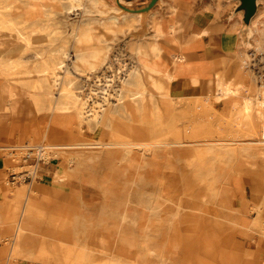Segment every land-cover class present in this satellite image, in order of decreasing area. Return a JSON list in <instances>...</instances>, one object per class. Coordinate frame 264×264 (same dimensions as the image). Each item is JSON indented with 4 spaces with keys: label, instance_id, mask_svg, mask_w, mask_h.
<instances>
[{
    "label": "bare ground",
    "instance_id": "obj_1",
    "mask_svg": "<svg viewBox=\"0 0 264 264\" xmlns=\"http://www.w3.org/2000/svg\"><path fill=\"white\" fill-rule=\"evenodd\" d=\"M84 2H87L86 6ZM83 7L89 15L102 16L98 20L104 25L114 24L129 16L132 19L140 17V14L110 6L105 0H0V15L12 9L18 11L14 24L3 20V17L0 19V29L4 34L15 30L21 38L24 33L16 25L25 24L33 30L32 38L28 40V49L39 48L38 41L47 43L51 40L50 56L42 69L37 71V76L31 71L22 70L23 62L18 52L24 49L25 44L19 39L15 46L6 45L0 50V118L11 117L13 114L21 118L27 114H38L43 122V137L40 140H18L15 144L0 145V151L7 155L6 167H22L20 159L14 155H21L24 151L28 153L29 148L43 159L41 172L46 170L49 173L50 166L55 165V160L51 161L52 157L64 152L69 155L67 166L62 165L54 171V183L75 179L94 181L96 173L93 175L89 168L95 164L102 165L112 176L111 179L119 178L141 188H136L134 192H127L125 189L119 191L109 186L112 182L110 179H102L100 188L103 201L95 206V218L73 216L65 219L76 232L95 233L115 227L122 230L140 229L165 221L169 229L175 232V241L169 244L172 245L167 254L157 253L160 264H174L175 253H181L185 262H189L191 256L209 257L208 236L201 239L198 243L200 249L196 251V241L190 230L212 234L216 250L217 247L220 248L212 258L224 264H238L241 257L237 253H230V241L225 240L228 233L249 235L258 229L256 231L261 230L264 235V205L253 207L252 211L257 216L248 220L244 217L245 209L239 208L233 195L236 187L242 185L241 173L243 177L255 176V164L258 161L264 163V82L258 86L259 94L255 98L236 103L231 108L230 118L218 114L209 99L196 97L189 99L190 106L195 105L191 110L185 111L182 107L179 109L181 114L189 112L186 114L191 115L188 120L181 122V118L175 116L171 109H178L177 105L188 99H172L168 91H164L162 98L166 103L165 108L172 113L169 128L172 127L173 132L168 138L149 136L145 132L142 115L148 103L155 100V96L144 86V81L147 78L162 92L159 75L144 73L132 64V68L129 67L131 69L123 67L124 65L115 66L114 61L117 60L107 57L108 45L92 48L88 46L84 49L85 42L93 39L91 19L89 22L83 21L77 29L73 26L76 43L71 49L64 45L66 39H61V44L57 43L61 38L59 35L55 36L59 32L58 27L53 30L48 28L47 21L53 17L57 18V24L61 28L66 26L68 19H72L71 15ZM261 35L264 38V29ZM11 36L8 35L9 38ZM54 44L56 46L52 48ZM44 51L40 53L41 56ZM12 52L14 56L10 57ZM67 72L81 82L78 94L73 89L76 82L69 78ZM125 86L130 89L127 94L124 92ZM232 93L235 92L225 88L222 95ZM9 101L11 105H8ZM21 102L35 105L21 106ZM153 110L160 113L162 107L155 106ZM55 114L67 115L73 119L72 127L62 132L61 136H55L51 130L50 118ZM194 115L206 126L196 125ZM210 118H219L221 121L212 127V124L207 122V125L204 121ZM84 126L95 134L92 140H82L75 135L76 127L84 131ZM14 151L17 153L14 154ZM159 151L165 152L169 163L173 160L187 166L194 180L191 184H183L180 175L171 172L176 177L173 179L179 180L173 181L171 195L165 192L164 203L146 199L143 189L145 181L157 176ZM40 182L36 180L33 190L28 193L25 192V185L11 189L4 186L9 196H2L0 200V227L5 229L0 230V243H12L6 264L13 257L47 259L57 254L64 264H100L94 262L92 249L85 252V242L75 244L63 255V247L59 245L62 244V238L56 239L57 233L46 236L52 242L51 249L43 244L37 250L33 248L34 238L40 228L37 212L42 206L61 207L67 209V213L71 211L73 215L77 213L74 204L66 202V192L62 188L56 185L42 186ZM192 185H203L197 188L198 197L183 196L190 192L194 187ZM3 209H6L5 217L1 213ZM164 211L168 214L165 220L160 217ZM177 219L190 232L185 230L182 242L179 241ZM8 232L12 233L9 237L6 236ZM124 240H127L126 236ZM97 246L107 254L106 239ZM2 254H5V247L0 248V255ZM148 255L146 251L131 263H125L113 255L116 258H109L102 264H140ZM247 264H261V256L257 255L256 261L249 258Z\"/></svg>",
    "mask_w": 264,
    "mask_h": 264
},
{
    "label": "rangeland",
    "instance_id": "obj_2",
    "mask_svg": "<svg viewBox=\"0 0 264 264\" xmlns=\"http://www.w3.org/2000/svg\"><path fill=\"white\" fill-rule=\"evenodd\" d=\"M260 5H259V14L257 16V22H255V26L253 27L254 29L252 31H248L244 34V39L247 42H250L248 47L249 51L246 54V71L249 75V79L251 82L253 81L255 85V97L257 96L258 92V86L264 82V38L261 35L263 28V23H264V0H259ZM113 5L118 7L117 3H114ZM20 4L19 2H17ZM87 5V2H84V6ZM120 8V7H119ZM122 10V9H121ZM123 11V10H122ZM18 11L15 10H10V11H4L3 15H0V19L7 21L10 24H14L16 21ZM121 17V16H120ZM72 19H68V23L66 26H63L62 28L60 25L57 23V18L53 17L51 20H48L47 23L49 25V29L53 30L55 28L57 31H59L55 36H60L58 40V44H61V39H66L67 42L64 43L65 46L68 47V49L72 48V45L76 43V38L73 35V26L74 29H77V26L79 24L81 25L83 21L89 22L91 19V24L92 27L94 28L92 34H93V39L90 41L85 42L83 45L84 49H87L88 46L94 47L97 46H105L101 39V34L102 33H109L112 35V38L110 42L106 44L108 45V53L107 57L108 59H113L117 60L115 62V66L129 68L132 65L135 64V59L130 56L127 48H126V42L125 41H120V36L119 34L124 35L126 31H129L135 27V22L130 23V24H125L122 22L120 19L114 24L110 25H104L101 21L98 19L102 18V16L97 15V14H92L89 15L85 12V7H83L80 10H77L75 14L71 15ZM1 22V20H0ZM2 23V22H1ZM17 27H21L20 31L24 33L23 37H19L16 33L15 30L12 31H6L4 34L3 31L0 29V50H3L6 45L8 47L15 46L16 42L21 41L22 43L25 44L24 49L20 50L19 56L20 59H22L23 62V69L25 71H31L33 75L37 76L38 73L37 71L42 69L44 62L48 57L50 56V47H49V42L51 40H48L47 43L39 42V48L37 49H28L27 47L29 46L28 42L32 38L31 33L32 29L30 26L22 24V25H16ZM8 35H12L11 38L8 37ZM55 38V37H54ZM21 39V40H20ZM29 40V41H28ZM261 43V44H259ZM56 44L53 45L52 48H55ZM45 47H47L45 49ZM44 51V54L41 56L40 53ZM14 56L13 52L9 55ZM73 59V58H72ZM107 59V60H108ZM118 59L120 60V63H118ZM106 60V61H107ZM117 62V63H116ZM125 62V63H124ZM124 63V64H123ZM73 66V65H72ZM71 66V67H72ZM70 67V66H69ZM132 68V67H131ZM129 68V69H131ZM68 69V68H67ZM128 69V70H129ZM67 75H69V78H73V81L76 82L73 85V89L75 92L78 94V91L81 86V82L77 79H75L69 72H67ZM62 87V86H61ZM118 88V87H116ZM130 91L128 86L124 87V92L127 94ZM84 94L82 96L84 97ZM252 97V98H255ZM191 100V99H190ZM193 101V100H192ZM211 102V101H210ZM212 103V102H211ZM200 104V103H199ZM198 104V106H200ZM162 105V104H161ZM213 105V104H212ZM195 105H191L188 100H184V103L181 105H177L176 109L173 107L171 110L173 111V114L177 117L181 118V122L188 120V117H190V114H186L189 112L188 110H191V107H194ZM216 112L218 114H222L226 117H231L230 112L227 111V108L224 109L226 110L223 112V108L221 106H216L213 105ZM182 107V108H181ZM184 109L185 114H181L179 112V109ZM198 108V107H195ZM154 106L152 102L148 103L146 106V111L142 115V121L144 122L145 126V132L149 133V136L152 137H171V134L173 132L172 127L169 128V123L171 120L172 113L171 111H160V113L155 112ZM195 119L196 125H204L198 117L194 115L193 117ZM197 121V122H196ZM207 124L209 122L212 124V127L214 125L219 124L221 121L219 118H210V119H205L204 120ZM208 125V124H207ZM206 126V125H204ZM211 127V128H212ZM151 131V132H150ZM78 138H82V140H92L95 137V134L90 130L89 127L84 126V131L82 129H79L76 127V134ZM21 153V155H17L14 157L20 159V164L22 167L15 166L13 168L7 167V174L3 175L4 176V184L6 185V188L11 189L15 186L19 185H25V192L28 193L31 190H33L34 182L36 180H41L42 172L40 171V165L43 163V160L40 161V164L38 166V174L36 178L33 181H26L22 182L18 185H13L9 182V174L11 172H26L27 170H31L30 166L32 164L36 163L37 155L35 150H31L30 156L31 158L26 161L25 156L27 153ZM28 152V151H27ZM14 154L17 153V151L13 152ZM165 152L159 151L157 155L159 156L160 159H158L157 162V176L151 178L148 181H145L143 183V189L145 192V198L148 200H154L155 202H160L164 203L165 201V192H169L171 190V185L173 184V181H178L179 179H173L176 178L174 174L180 175L182 183L183 184H191L194 180L190 176V170H188V167L185 166L183 163L177 164L173 160L171 163L168 162V157L164 155ZM68 159L69 155L67 153H59L58 156L52 157V160H55V162H58L57 164L60 165H65L67 166L68 164ZM258 161V160H257ZM174 164H173V163ZM74 163V164H73ZM73 165H75V162H72ZM255 172L257 173L255 176H245L240 175L241 177V186H237L235 192L233 195L235 196L236 200L238 201L239 208L245 209L244 210V217H246L248 220H253L254 217L257 216L256 212L252 211L253 207H261L264 205V163L262 161H258L257 164H255ZM89 171H91L94 175L95 179H98L95 181V183H100L101 181L99 179H110V187L114 188L116 190H122L125 189L127 192H134L135 189L141 188L137 187L134 185V183H125L119 178H112L111 175H109L106 171V169L103 168L102 165H92L91 168H89ZM173 172L174 174H172ZM240 172V171H239ZM99 173V174H97ZM172 175V176H171ZM85 180V179H84ZM83 179L81 181H73V185L68 186V190L70 191L69 193H77L76 195L72 198H70V203L74 204L75 208L78 211H83L86 212L87 214L91 211H96L95 206L97 207L102 201H103V196L101 195V192L97 187H93L92 185H89L90 182H86ZM100 181V182H99ZM88 183V184H87ZM92 183V182H91ZM181 183V182H180ZM84 184V185H83ZM8 186V187H7ZM194 186L191 188L190 192L183 196H197L199 194L196 193L198 186L200 185H192ZM203 186V185H201ZM200 186V187H201ZM242 189H241V188ZM71 189V190H70ZM101 189V188H100ZM67 190V191H68ZM68 193V192H67ZM171 195V194H170ZM71 197V195H70ZM23 202V201H22ZM96 214V213H95ZM167 212L164 211L162 214H160L161 219L165 220L167 219ZM65 215L62 212L61 207H55V208H49L47 206H42L40 210L37 212V219L38 224L41 226H44V223L50 224L49 227L52 228V232L54 235H56L57 230H60L59 228H63V223L65 221ZM209 218H211L209 216ZM156 223V221H155ZM167 222H162L161 224L157 225H146L145 227H142L140 229L138 228H127L128 230H122L120 228H109V230H101L100 232H88V233H82V232H76L75 230H72L70 227H65L67 233L72 234L73 232L75 233V242H85V245L89 247V250H93V260L96 263H104L109 258H119L120 260H123L125 263H131L134 262L137 256L141 253H145L146 251L149 253L148 257L144 259L142 262L143 264H160V258L157 257V253H163L165 252L166 254L168 253L171 245H169L171 242H174L175 239V232L169 229V226H167ZM176 226H178L179 231H180V238L179 241H183V235L185 230L189 232V230L186 229L182 225L181 220H176ZM45 227V226H44ZM258 230V229H256ZM253 231L250 232L249 235L246 234H241V233H228L226 236L225 240L230 241V247L229 251L230 253H237L239 257H241V260L239 261L238 264H247V261L249 258L254 259L255 261L257 260V255L261 256V264H264V235L261 230L259 231ZM190 232H193V239L196 241L194 243L195 247H197L195 250L198 251L200 248L198 243L201 242V239L206 238L208 236V241L209 242V250L208 253H210L208 258H201L200 256L194 257L191 256V259L189 262H185L183 260V256L181 253H175L173 256H176L174 264H224V262L219 261L217 259L212 258L213 254L216 253V251H220V248L217 247V250L215 248L216 241L212 237V234L209 233L206 235L204 232H195V230H190ZM189 232V233H190ZM73 233V234H74ZM12 233L8 232L6 234L7 237L11 236ZM41 236H45V234L38 233L35 236L34 242L32 244L34 249H38L41 247V244H43L44 247H47L48 249H51L52 242L51 241H41ZM127 237V240H124V237ZM106 239L108 242V252L107 254L103 253L99 248H97V244L99 241ZM64 243L59 244L63 246ZM2 247H5V254L0 255V264H6V258L7 254L10 251V248L12 246V243L10 241H4L1 243ZM71 246H69L70 248ZM151 250V251H150ZM115 255L116 257H113ZM60 256L57 254L56 256L52 257L49 256L46 260L43 259H35V262H44L48 264H63L60 260ZM20 259L13 257L9 260L8 264H16L19 263ZM148 260H150L148 263ZM88 264V263H86ZM141 264V263H140Z\"/></svg>",
    "mask_w": 264,
    "mask_h": 264
},
{
    "label": "crops",
    "instance_id": "obj_3",
    "mask_svg": "<svg viewBox=\"0 0 264 264\" xmlns=\"http://www.w3.org/2000/svg\"><path fill=\"white\" fill-rule=\"evenodd\" d=\"M105 1L110 6L113 5V1L116 3V0ZM119 1L126 6L137 8L146 5L150 0ZM257 1L258 9L250 21L249 29L243 22L242 13L237 12L236 0H161L144 16L140 14V17L135 19L129 16L125 20L121 18L123 25L135 22V27L126 31L124 35L119 34L120 41L126 42V48L130 56L135 59L136 66L144 73L159 75L158 81L162 83V92H159V89L147 78L144 81V86L154 93L155 100L152 102L154 107L159 106L162 110L169 111L165 108L166 103L162 98L164 91H168L172 99L207 98L213 105L221 106L223 112L226 108L230 112L236 103L255 97V85L249 79L245 67L250 42L245 41L244 34L252 31L257 22L260 5V1ZM101 36L100 41L104 45L112 38V35L106 32ZM225 88H230L235 93L222 95ZM8 105H11L10 101ZM20 105L31 107L35 104L21 102ZM50 123L54 135L61 136L62 132L72 127L73 119L67 115L55 114L51 115ZM42 125L43 122L38 114H27L22 118L13 114L11 117L0 118V145L15 144L18 140L23 142L40 140L43 137ZM6 156L0 151V200L2 196H9L3 176L7 174L8 169ZM57 163L50 166L49 173L42 170L43 177L39 181L42 186L56 185L62 188L66 192L64 195L67 198L66 202L70 203V198L78 195L69 193L67 187L75 184L73 181L82 179L54 183L53 173L62 166ZM96 180L98 179L84 181L90 182L89 185L93 187L98 185L101 192V179H99L100 183H95ZM3 210L1 213L5 217L6 209ZM62 212L65 219L73 216L95 218L96 215L94 210L88 214L77 210L76 215L71 211L67 213V209H62ZM63 224V228H59L60 230L56 232V239L62 238L64 255L69 246L73 248L75 244L81 242H75L74 232V234L67 233L65 227L74 230L70 223L64 221ZM44 226H39V233L45 234L40 238L43 242L49 241L46 236L54 235V231L52 232V228L49 227L50 224L44 223ZM2 229L5 230L0 227V230ZM0 248H4L1 243ZM88 251L89 247L86 246L85 252ZM19 261L16 264H48L35 262V259Z\"/></svg>",
    "mask_w": 264,
    "mask_h": 264
},
{
    "label": "water",
    "instance_id": "obj_4",
    "mask_svg": "<svg viewBox=\"0 0 264 264\" xmlns=\"http://www.w3.org/2000/svg\"><path fill=\"white\" fill-rule=\"evenodd\" d=\"M161 0H150L146 5L141 7H130L122 4L119 0H116L118 7H120L123 11L135 14L146 15L149 11L156 6ZM238 1L237 12L242 13L243 22L246 27L249 29V24L253 16L256 14L258 9V1L257 0H236Z\"/></svg>",
    "mask_w": 264,
    "mask_h": 264
},
{
    "label": "built area",
    "instance_id": "obj_5",
    "mask_svg": "<svg viewBox=\"0 0 264 264\" xmlns=\"http://www.w3.org/2000/svg\"><path fill=\"white\" fill-rule=\"evenodd\" d=\"M125 63V62H124ZM33 150L32 148H29L27 151L28 153L25 156L26 161H28V159H30L31 157L28 156L30 154V151ZM37 155V159H36V163L32 164V166H30L31 170H27L26 172H11L9 174V182L13 185H18L22 182H26L28 181H33L37 174H38V166L40 164V161L43 160L41 158V156Z\"/></svg>",
    "mask_w": 264,
    "mask_h": 264
}]
</instances>
